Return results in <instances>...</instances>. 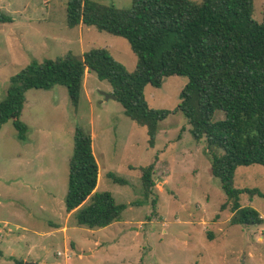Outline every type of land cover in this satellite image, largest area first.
Masks as SVG:
<instances>
[{"label":"rangeland","instance_id":"374dc122","mask_svg":"<svg viewBox=\"0 0 264 264\" xmlns=\"http://www.w3.org/2000/svg\"><path fill=\"white\" fill-rule=\"evenodd\" d=\"M95 1L131 7V0ZM66 3L0 0V12L12 18L0 22V100L10 77L32 60L104 48L128 71L135 69L126 39L93 26L69 27ZM263 9L264 0H253L255 21H262ZM186 82L171 75L160 87L145 86L148 107L170 111L158 121L153 146L146 128L127 117L119 101L105 100L102 92L112 88L93 72L84 73L76 107L64 85L28 89L20 116L27 128L23 137L12 120L0 128V264H264V197H239L242 206L259 212L261 224H230L231 203L210 174L206 142L191 137L188 120L176 110ZM77 126L92 136L95 191H108L125 205L121 219L106 227L78 225L75 210H65ZM152 162L154 186L144 198L140 168ZM234 185L264 193V166H238Z\"/></svg>","mask_w":264,"mask_h":264},{"label":"trees","instance_id":"16d2710c","mask_svg":"<svg viewBox=\"0 0 264 264\" xmlns=\"http://www.w3.org/2000/svg\"><path fill=\"white\" fill-rule=\"evenodd\" d=\"M252 9L253 0H131L128 9L95 0H67V25L93 26L123 37L136 56L135 69L128 71L104 48L86 50L80 57L68 52L55 59L32 60L10 77L0 100V128L12 120L23 137L27 128L20 116L25 92L31 88L64 85L76 107L87 71L110 84L124 114L146 128L153 146L158 121L170 111L148 107L145 86L160 87L165 77L185 76L176 110L188 120L191 137L206 142L210 174L231 203L230 224H261L259 212L242 206L239 197L264 193L234 185L238 166H264V9L260 22L252 18ZM0 22L12 18L0 12ZM217 112L222 117H215ZM92 142L88 130L75 128L64 200L67 212L75 210L76 223L91 229L119 221L125 208L110 192L95 191L98 164ZM140 170L147 198L154 186V162ZM109 176L125 182L113 173ZM226 205L222 203L221 210Z\"/></svg>","mask_w":264,"mask_h":264},{"label":"water","instance_id":"95a60500","mask_svg":"<svg viewBox=\"0 0 264 264\" xmlns=\"http://www.w3.org/2000/svg\"><path fill=\"white\" fill-rule=\"evenodd\" d=\"M102 94L104 95V98L105 100L107 99H116V96L113 94V93H105V92H102ZM83 253H88V252H83ZM25 264H35L33 262H26Z\"/></svg>","mask_w":264,"mask_h":264}]
</instances>
